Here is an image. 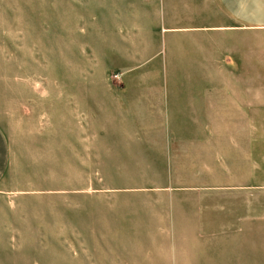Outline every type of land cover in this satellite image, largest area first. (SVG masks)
I'll use <instances>...</instances> for the list:
<instances>
[{"label": "rangeland", "instance_id": "obj_1", "mask_svg": "<svg viewBox=\"0 0 264 264\" xmlns=\"http://www.w3.org/2000/svg\"><path fill=\"white\" fill-rule=\"evenodd\" d=\"M113 1L0 0V264H264V30L200 53L192 1L178 24ZM231 77L232 102L211 85ZM178 127L238 134L192 159L166 149Z\"/></svg>", "mask_w": 264, "mask_h": 264}, {"label": "crops", "instance_id": "obj_2", "mask_svg": "<svg viewBox=\"0 0 264 264\" xmlns=\"http://www.w3.org/2000/svg\"><path fill=\"white\" fill-rule=\"evenodd\" d=\"M127 0H114V4L121 3ZM130 1V0H129ZM146 5H152L157 0H143ZM163 4L167 5V11L169 14V21L171 23H180L183 19V9L180 6L181 0H162ZM198 7L199 15L207 18L209 25H199L194 32L195 47L199 49L200 53H205V46L203 42L209 39V44H212L209 48V53H219L222 50L229 51L233 54V51H240V55L246 52V47H243V42L238 41V38L246 35L249 30H264V0H189ZM105 3V1L103 2ZM183 29L180 27L169 26L164 28V31H171ZM208 33V34H203ZM224 38V39H223ZM205 43V42H204ZM198 46V47H197ZM233 64V56L230 58ZM215 87V94L226 97L242 99L243 93H247L248 81L244 78L231 77L224 79H216L211 83ZM241 107L236 102L235 108ZM179 108V104H177ZM177 108V109H178ZM226 109L228 107H225ZM229 108L233 110V103H229ZM185 111V110H184ZM182 110H177L176 116L183 117ZM176 130V131H175ZM175 130L174 136L169 138V145L166 149L181 150L182 156L187 154L188 158H195L197 154L196 150H200L203 146L212 145L213 149H217L216 145L224 144L220 146L221 149L233 147L234 133L238 134L230 129H197V128H185L178 127ZM171 133V132H170ZM224 135L221 137L220 135ZM127 139L124 142H130L132 139L136 140V132H127ZM231 137V138H230ZM153 148H157L158 145L163 147L164 137L163 134H158L157 137L151 136ZM113 142L118 143L119 139L112 138ZM167 143V139H165ZM143 142V141H142ZM141 142V143H142ZM172 142V143H171ZM165 143V144H166ZM105 144V143H104ZM222 144V145H223ZM202 146V147H201ZM208 147V146H207ZM219 147V148H220ZM171 155V153H170ZM170 155L167 154L169 157ZM12 161V148L10 145L9 137L5 129L0 124V197L3 194L14 193L9 192L4 188L6 176L8 174L10 164Z\"/></svg>", "mask_w": 264, "mask_h": 264}]
</instances>
